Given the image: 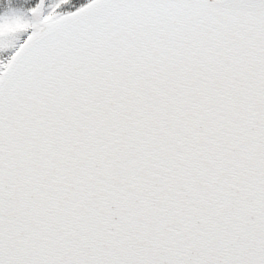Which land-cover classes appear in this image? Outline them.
Segmentation results:
<instances>
[{
    "label": "snow or ice",
    "instance_id": "6c2138e0",
    "mask_svg": "<svg viewBox=\"0 0 264 264\" xmlns=\"http://www.w3.org/2000/svg\"><path fill=\"white\" fill-rule=\"evenodd\" d=\"M0 264H264V0H0Z\"/></svg>",
    "mask_w": 264,
    "mask_h": 264
}]
</instances>
